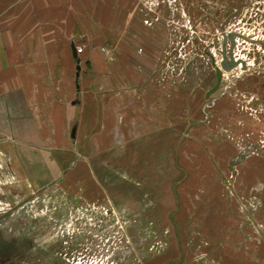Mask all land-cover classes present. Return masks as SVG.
Masks as SVG:
<instances>
[{
  "label": "rangeland",
  "instance_id": "374dc122",
  "mask_svg": "<svg viewBox=\"0 0 264 264\" xmlns=\"http://www.w3.org/2000/svg\"><path fill=\"white\" fill-rule=\"evenodd\" d=\"M126 6L127 33L119 20L112 36L117 51L100 50L113 60L114 80L72 100L81 105L101 94L105 106L124 108L132 95L135 108L143 91L148 146L134 123L133 158H123L124 122L114 146L101 150L108 161L87 163L97 189L79 193L84 179L76 176L85 170L77 161L100 151L92 112L84 117L88 130L76 121L74 137L68 131V183L36 192L0 178V251L8 256L0 264H264V0ZM231 31L246 36L236 37L233 50L246 68L223 71L206 97L222 33Z\"/></svg>",
  "mask_w": 264,
  "mask_h": 264
},
{
  "label": "crops",
  "instance_id": "0c3cea01",
  "mask_svg": "<svg viewBox=\"0 0 264 264\" xmlns=\"http://www.w3.org/2000/svg\"><path fill=\"white\" fill-rule=\"evenodd\" d=\"M131 2L0 0V178L12 179L3 186L27 183L37 192L46 191L60 179L68 183L69 173L64 175V167L70 163L67 134L76 121L83 125L82 130H88L85 121L89 119L84 118L88 113L96 115L92 114V122L93 130H98L94 137L97 142L92 145L100 151L91 159L83 156L77 161L79 168L83 165L85 170L76 176L77 180L84 179L78 181L79 193L85 195L88 186L93 192L97 189L93 180L98 176L87 170V163L108 161L101 150L114 146L111 140L124 122L128 123H124L123 158H133L130 138L134 123L139 131L137 139L145 138L144 145L148 146L150 109L143 91L141 105L135 108L131 94L129 105L124 108L105 106L101 94L94 101L83 100L81 105L74 106L72 100L76 92L82 94L90 86L96 91L100 84L114 80L115 71L109 68L113 60L104 58L100 50L101 46H108L110 53L117 51L112 36L118 34L119 20L124 25L121 31L125 30L126 5ZM107 95L110 100L116 99L110 91ZM118 110L124 111V119L117 117ZM152 111L160 113L157 108ZM203 184L209 187L212 183L206 179Z\"/></svg>",
  "mask_w": 264,
  "mask_h": 264
},
{
  "label": "water",
  "instance_id": "95a60500",
  "mask_svg": "<svg viewBox=\"0 0 264 264\" xmlns=\"http://www.w3.org/2000/svg\"><path fill=\"white\" fill-rule=\"evenodd\" d=\"M223 40L221 49L219 50L221 54V59L219 61V66L215 65V84L206 92V97L210 95V93L214 92L218 86L220 85L223 71H228L236 67H240L241 69L246 68V62L242 58L234 57V47L236 45V37L246 38V36L242 33L231 31L229 33L223 32L222 33ZM229 40V46H226V41ZM73 54L75 55L76 52L72 47ZM76 69L79 70V66H76ZM75 127H72L71 136L74 137Z\"/></svg>",
  "mask_w": 264,
  "mask_h": 264
},
{
  "label": "flooded vegetation",
  "instance_id": "af4514ba",
  "mask_svg": "<svg viewBox=\"0 0 264 264\" xmlns=\"http://www.w3.org/2000/svg\"><path fill=\"white\" fill-rule=\"evenodd\" d=\"M1 250V249H0ZM19 251H21V250H19ZM22 252V251H21ZM21 252H18V253H21ZM6 253L5 252H1L0 251V261L1 260H4L5 258H7L8 256L7 255H5ZM17 260V259H16ZM19 261V260H18ZM17 262V261H16ZM3 264V263H2ZM5 264V263H4Z\"/></svg>",
  "mask_w": 264,
  "mask_h": 264
}]
</instances>
